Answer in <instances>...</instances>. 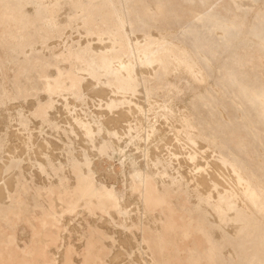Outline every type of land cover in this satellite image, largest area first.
Segmentation results:
<instances>
[{"label": "rangeland", "instance_id": "obj_1", "mask_svg": "<svg viewBox=\"0 0 264 264\" xmlns=\"http://www.w3.org/2000/svg\"><path fill=\"white\" fill-rule=\"evenodd\" d=\"M250 181L264 0H0V264H176L203 238L173 216L241 215ZM89 183L104 204L78 202ZM216 224L210 264H264V221Z\"/></svg>", "mask_w": 264, "mask_h": 264}, {"label": "crops", "instance_id": "obj_2", "mask_svg": "<svg viewBox=\"0 0 264 264\" xmlns=\"http://www.w3.org/2000/svg\"><path fill=\"white\" fill-rule=\"evenodd\" d=\"M123 77H124L123 78V81H124L123 85H127V83L132 81L131 80L132 78L130 77L129 72H128V77H129L128 80H127L126 75H123ZM250 182H251L250 187L258 195V199L255 202H250L247 199V201H248L247 203H250L251 206H249L248 208L244 207L245 210L241 204V207L239 208L241 215H238L239 212H236L235 216H230V217L213 216V217H215L214 220L210 219V216H211L210 214L204 215V216H195V215L191 216V215H189L193 212L195 213V209L198 208V206H196L197 208H193L192 211L190 209H188L187 207L185 208L186 209L185 212L188 214V217L190 220V222L188 224H184L183 222H178L175 219V216H173L175 224L177 226L185 227V229L187 230V238H189L193 234H200L203 238V243L201 245H199L197 243H193L190 246L184 245V247H181V245H180L181 243H180V244H178V246L176 248L172 247L171 252H172V256H175V258H176V261H177L176 264L180 263V258L185 259L186 264H200L201 260H203V258H205L206 260H208V261H206L207 264H210L211 261L209 259V256L212 252L215 253V256L222 257V251H223L222 245H219L216 243V240L214 239V234L212 231V229L216 223H217L216 227H218V224L219 225L221 224V226L223 227L225 224L232 222L233 232H231V233L226 232V235H228L230 237L231 236H235V237L238 236L239 232L245 230L248 227V224H251V229H253V231H258L257 224L260 225V223L262 221H264V188L259 187L257 184L253 183L252 181H250ZM200 205H201V203H200ZM236 207H238V206H236ZM210 208H211V206H209V209ZM171 209L174 210L173 208H171ZM174 211L176 212V210H174ZM180 217L182 220L183 217L182 216H180ZM249 235H250V232H249ZM258 237H260V236H258ZM260 238L262 239V241L256 242L257 247L254 246V243L252 241H248V242L254 246L255 253L261 254V256L263 257V258L261 257V260L263 262V259H264V238H262V237H260ZM259 242L261 243L263 249H262V247H258ZM182 243H184V242H182ZM261 249H262V252L260 251ZM230 250H231L230 251L231 253L232 252L234 253L235 251H240L241 248L236 246V248L231 247Z\"/></svg>", "mask_w": 264, "mask_h": 264}, {"label": "bare ground", "instance_id": "obj_3", "mask_svg": "<svg viewBox=\"0 0 264 264\" xmlns=\"http://www.w3.org/2000/svg\"><path fill=\"white\" fill-rule=\"evenodd\" d=\"M127 30V29H126ZM108 46V45H107ZM106 46V47H107ZM107 48H109V47H107ZM123 61V60H122ZM126 63V62H125ZM127 66H125V65H121V67L118 69L117 68V70L119 71V70H122V69H125ZM115 69V68H114ZM93 85V84H92ZM90 172V171H89ZM230 175V174H229ZM137 176V175H136ZM214 176V175H213ZM211 177V176H210ZM229 177V179L235 184V185H237L238 184V178L237 177H235L234 175L232 176V175H230V176H228ZM199 178L202 180V182L204 183V182H206L207 181V179L205 178V176H203V175H201V176H199ZM214 178V177H213ZM215 179V178H214ZM5 180V179H4ZM142 181L143 180H141V182H139V184L141 185V186H143L142 185ZM91 183V182H90ZM87 184L85 187H80V188H78V190L76 191V193H77V196H78V202L79 203H81V204H83V205H85V199L84 198H88L89 199V203H102V204H104L105 202H104V200H105V198H106V194L105 193H103V192H101L97 187H95L93 184ZM219 185V184H218ZM201 186V185H200ZM223 186V185H222ZM221 186V187H222ZM224 188V187H223ZM143 190H144V188H143ZM222 192L221 191H219L218 192V194H219V196H221L222 197V195L223 194H221ZM2 195V194H1ZM141 196V195H140ZM2 197V196H1ZM87 205V204H86ZM100 205V204H99ZM57 206V205H56ZM101 207V206H100ZM103 207V206H102ZM101 207V208H102Z\"/></svg>", "mask_w": 264, "mask_h": 264}]
</instances>
